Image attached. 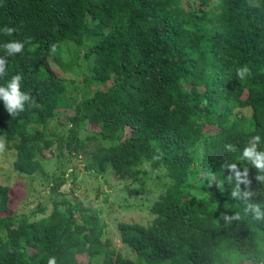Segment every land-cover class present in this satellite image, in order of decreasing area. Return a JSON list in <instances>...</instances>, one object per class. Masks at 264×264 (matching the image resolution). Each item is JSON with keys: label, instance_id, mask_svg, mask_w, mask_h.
Returning <instances> with one entry per match:
<instances>
[{"label": "trees", "instance_id": "obj_1", "mask_svg": "<svg viewBox=\"0 0 264 264\" xmlns=\"http://www.w3.org/2000/svg\"><path fill=\"white\" fill-rule=\"evenodd\" d=\"M80 46L91 90L78 100L63 73L75 62L64 51ZM0 59V87L20 75L30 95L16 115L0 97L17 173L34 174L36 155L62 143L86 158L93 142V172L135 182L129 195L147 180L162 188L149 221L116 223L128 256L103 237L97 209L52 199L30 218L0 184V264H264V168L245 156L264 154V0H0ZM59 108L72 111L65 135L46 131ZM84 121L96 129L81 138ZM52 180L53 191L64 182Z\"/></svg>", "mask_w": 264, "mask_h": 264}, {"label": "rangeland", "instance_id": "obj_2", "mask_svg": "<svg viewBox=\"0 0 264 264\" xmlns=\"http://www.w3.org/2000/svg\"><path fill=\"white\" fill-rule=\"evenodd\" d=\"M181 5L187 8L196 5V0H181ZM84 51L85 47L81 46L72 50L71 53L67 50L64 51L75 58L70 70H65L63 74L72 79L78 87L74 91L78 100L91 90L89 63L83 57ZM75 55L76 57H74ZM56 72L58 73V70ZM244 96L245 92L242 97ZM72 101L78 102L75 99ZM71 115L72 111L69 109H56L52 119L46 124V131L48 133L63 131V135H65V129L69 126L68 117ZM60 125H63L64 128ZM202 128L212 131L211 126L208 125H204ZM95 129V125L84 121L78 131L79 137L84 138L89 131ZM4 143L5 151L0 153V184L8 187V208L16 210L19 215L29 214L30 218L48 214L52 206V199L65 198L80 208H95L99 211V217L104 223L103 237L108 238L119 253L133 255L128 247L120 241L115 227L116 223L119 221L139 223L149 221L151 215L148 213L147 206L161 192L160 184L156 185L157 183L147 180L144 182V192L127 194V188L136 186L135 182L132 185L130 179L114 175L109 167L101 174H96L93 172L94 170L87 167L93 150V142H87L90 150H87L86 158L80 151L76 154L68 153L69 151L62 143L63 148L60 155H55L57 149L53 147L44 150L42 157L39 154L36 155L40 162V169L37 172L32 175L17 173L12 167L14 151L8 147L6 141ZM58 175L64 182L53 191L49 187L53 182L52 179ZM195 179L196 182L198 179ZM156 181L158 182V180ZM39 206L44 207L45 211L35 212L34 216L30 214ZM77 260L84 262L85 257L77 255ZM238 264H249V262Z\"/></svg>", "mask_w": 264, "mask_h": 264}, {"label": "clouds", "instance_id": "obj_3", "mask_svg": "<svg viewBox=\"0 0 264 264\" xmlns=\"http://www.w3.org/2000/svg\"><path fill=\"white\" fill-rule=\"evenodd\" d=\"M3 31L5 34L11 35L14 29L5 27ZM4 47L7 53L9 55H12L15 53H21L23 51L24 44L18 41L10 42L6 44ZM52 50L55 51V46H53ZM5 63H6L5 60L0 59V76L4 75L5 73V69H4ZM245 74H250V70L247 67H242L241 69L238 70L237 75L241 79L245 77ZM21 79L22 77L20 75H16L12 78L11 82L7 85V87H0V97H3L7 111L13 115L18 114L16 111L17 109L23 111L24 102L30 98V95L20 90ZM4 151H5V143L3 139L0 138V153H3ZM245 156L250 158L255 156V163L257 167L264 168V154H255L252 149H248L245 152ZM258 218H259V213H258ZM49 264H55L54 259L50 260Z\"/></svg>", "mask_w": 264, "mask_h": 264}]
</instances>
